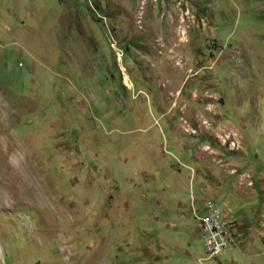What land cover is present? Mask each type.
I'll return each mask as SVG.
<instances>
[{"label":"rangeland","instance_id":"obj_1","mask_svg":"<svg viewBox=\"0 0 264 264\" xmlns=\"http://www.w3.org/2000/svg\"><path fill=\"white\" fill-rule=\"evenodd\" d=\"M0 264H264V0H0Z\"/></svg>","mask_w":264,"mask_h":264},{"label":"built area","instance_id":"obj_2","mask_svg":"<svg viewBox=\"0 0 264 264\" xmlns=\"http://www.w3.org/2000/svg\"><path fill=\"white\" fill-rule=\"evenodd\" d=\"M209 257H216L228 250L234 243L231 221L227 218L223 206L209 201L204 206V211L198 217Z\"/></svg>","mask_w":264,"mask_h":264},{"label":"bare ground","instance_id":"obj_3","mask_svg":"<svg viewBox=\"0 0 264 264\" xmlns=\"http://www.w3.org/2000/svg\"><path fill=\"white\" fill-rule=\"evenodd\" d=\"M125 82H129V80L127 78H125Z\"/></svg>","mask_w":264,"mask_h":264}]
</instances>
